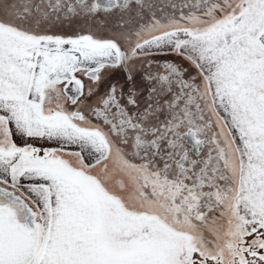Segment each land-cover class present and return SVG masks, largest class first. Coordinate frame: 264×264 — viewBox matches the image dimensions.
<instances>
[{"label": "rangeland", "instance_id": "rangeland-1", "mask_svg": "<svg viewBox=\"0 0 264 264\" xmlns=\"http://www.w3.org/2000/svg\"><path fill=\"white\" fill-rule=\"evenodd\" d=\"M219 11L214 18L185 19L174 25L178 31L138 47L149 60L169 55V85L159 88L176 115L181 112L203 137L205 150L212 151L206 170L211 185L196 164L180 171L173 161L163 170L170 175H151L160 164L132 158V146L157 149L156 143L141 127L129 138L134 143L125 139L134 128L128 105L119 106L124 117H105L106 110L130 96L86 100V84L52 79V73L61 75L59 67L87 64L105 48L91 53L39 45L37 36L5 32H0V184L19 192L31 207H42L44 202L25 195L36 188L21 186L25 164L37 159L60 169L83 168L93 174L92 184L100 182L152 216L140 218L141 242L150 232L151 244L170 254L166 264H264V51L259 42L264 0H230ZM154 67L157 71L158 64ZM75 74L82 77L81 70ZM192 76L196 81H190ZM137 88L133 103L139 106L145 95L157 92L151 85ZM91 112L94 122L88 120ZM74 113L85 119L72 117ZM170 124L169 133L159 139L171 137L180 144L175 122ZM108 203V219H118L121 212Z\"/></svg>", "mask_w": 264, "mask_h": 264}, {"label": "flooded vegetation", "instance_id": "flooded-vegetation-1", "mask_svg": "<svg viewBox=\"0 0 264 264\" xmlns=\"http://www.w3.org/2000/svg\"><path fill=\"white\" fill-rule=\"evenodd\" d=\"M222 5H230V0H0V32L13 36H37L39 45L59 44L72 49H87L91 53L97 48H105L102 58L90 60L92 55L87 64L70 62L56 69L61 75L52 73V79H58L60 82L67 79L72 83L86 84V100H93L98 96L101 100L114 98L118 101L122 97L130 96L126 97V102L118 101L110 111L106 110L105 117H114L115 120L124 117L125 110L119 106L128 105L134 128L128 129L130 131L125 134V139L134 143L135 140L129 138L141 127L143 131L148 132L146 137L152 138L156 143L154 147L157 149L148 147V150H135L130 146L132 158L140 163L144 161L160 164L159 168H151V175H170L163 170L166 164L173 161L180 171L185 164H196L200 173L205 174L207 184L211 185L206 170L212 151L205 150L206 142L203 137L194 127L188 126L181 112L176 115L177 111L166 97L167 93L159 88L169 85V80L165 77L168 67L172 66L171 61H167L169 55H154L157 58L149 60L141 55L138 47L147 40L178 31L180 27L174 25L181 24L185 19L214 18L220 14ZM104 31L109 34H104ZM154 63L158 64L157 71ZM178 64L186 68L183 62ZM78 70L82 71V77L75 74ZM188 74L190 71H187L186 77ZM192 77L190 81H196V77ZM137 85H151L157 90L145 95V104L141 106L133 103ZM81 116L78 119H85ZM88 120L96 121L95 113L91 112ZM171 121L175 122L174 127L180 137V144L175 145L171 137L168 141L161 140V136L171 126ZM106 131L110 132L108 127ZM190 131L202 141L199 153L193 151V147L183 137ZM108 147L110 148L109 144ZM141 153L144 155L141 156ZM0 186L6 187L2 183ZM6 188L21 196L16 190ZM6 206L15 212L23 230L30 232L32 229L23 220V206L0 195V207ZM32 263L33 261L30 264Z\"/></svg>", "mask_w": 264, "mask_h": 264}, {"label": "crops", "instance_id": "crops-1", "mask_svg": "<svg viewBox=\"0 0 264 264\" xmlns=\"http://www.w3.org/2000/svg\"><path fill=\"white\" fill-rule=\"evenodd\" d=\"M259 42L264 51V29ZM31 164H25L21 186L35 187L26 197L44 202L42 207L35 202L37 207H32L41 229L34 264H166L171 258L151 244L155 240H150V232L141 242L140 218L152 216L139 211L133 200L112 195L100 182L92 184L93 174L83 168L60 169L37 159ZM108 202L121 212L111 211L118 219H108L104 207Z\"/></svg>", "mask_w": 264, "mask_h": 264}, {"label": "water", "instance_id": "water-1", "mask_svg": "<svg viewBox=\"0 0 264 264\" xmlns=\"http://www.w3.org/2000/svg\"><path fill=\"white\" fill-rule=\"evenodd\" d=\"M72 117L82 116L74 114ZM183 137L193 147V151L200 152L202 141L198 140L192 131ZM183 160L184 158L181 161ZM0 195L10 202L23 206V220L32 229L30 232L24 231L23 226L17 221L15 212L7 206L0 207V264H30L35 259L41 244L37 214L29 203L22 196L16 195L13 190L0 186Z\"/></svg>", "mask_w": 264, "mask_h": 264}]
</instances>
